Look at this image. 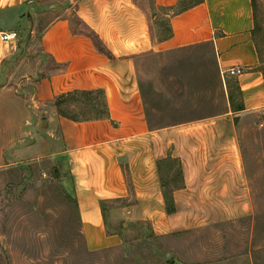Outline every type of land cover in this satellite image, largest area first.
I'll return each mask as SVG.
<instances>
[{
    "label": "crops",
    "instance_id": "crops-1",
    "mask_svg": "<svg viewBox=\"0 0 264 264\" xmlns=\"http://www.w3.org/2000/svg\"><path fill=\"white\" fill-rule=\"evenodd\" d=\"M152 2L157 9L184 2L188 9L159 18L139 0H0V114L9 130L14 120L8 118L16 111L7 90H14L10 85L22 49L18 42H4L1 33L33 34L48 7L62 6V15L40 35L35 69L20 79L25 104L20 114L33 118L32 132L43 125L62 136L58 154L70 169L82 233L92 252L125 246L116 231L119 222L124 229L134 221L148 225L155 237L169 238L252 219L256 212L234 117L264 110L257 7L253 0ZM158 19L170 24L171 38L159 39ZM85 28L112 57L98 51ZM203 45L212 48L220 75L232 67L244 70L242 76H221L225 85L228 81L229 111L204 122L152 128L138 74L142 59ZM93 91L104 92L108 119L78 123L60 116L59 97ZM230 94L244 111L232 107ZM232 263L254 264V257L246 253L221 264Z\"/></svg>",
    "mask_w": 264,
    "mask_h": 264
},
{
    "label": "rangeland",
    "instance_id": "rangeland-1",
    "mask_svg": "<svg viewBox=\"0 0 264 264\" xmlns=\"http://www.w3.org/2000/svg\"><path fill=\"white\" fill-rule=\"evenodd\" d=\"M139 1L154 16L167 13L152 0ZM256 5L264 58V0H256ZM61 8L48 7L50 13L40 17L33 34H19L22 52L16 61L21 67L14 70V90H7L16 111L8 118L14 120L12 130L0 114V264H221L246 253L253 255L254 264H264V110L234 117L254 191V218L169 238L155 237L148 225L134 221L124 229L119 222L116 231L124 237L123 248L89 250L71 172L58 154L62 136L43 125L32 132L28 122L33 118L20 114L25 107L19 97L20 79L35 69L40 35L62 15ZM156 25L158 37L164 38L168 25L160 19ZM138 74L152 128L204 122L229 111L228 81L225 85L208 45L146 56ZM63 108L84 116L81 104L69 102Z\"/></svg>",
    "mask_w": 264,
    "mask_h": 264
},
{
    "label": "trees",
    "instance_id": "trees-1",
    "mask_svg": "<svg viewBox=\"0 0 264 264\" xmlns=\"http://www.w3.org/2000/svg\"><path fill=\"white\" fill-rule=\"evenodd\" d=\"M198 1L201 2L202 0H198ZM253 2H254V5L257 6L256 0H253ZM187 9H188V5H186L184 2H182L175 9H162V10H165L167 12H171V13H173V15H177V14H180V13L186 11ZM77 24L79 26L82 23L80 21H78ZM166 25H168V29H167V35L165 36V38L169 39L173 35V30H172L169 23H166ZM84 33L92 39V41L94 42L98 51H100L102 54L107 55L108 57H112L110 52L106 49V47L104 46L102 41L98 38V36L94 32L85 28ZM159 39L162 40L163 38H159ZM260 54L262 57V63H264V58H263L261 50H260ZM96 95H97V97H95ZM236 95H237L236 99H238V100L242 99V94L240 92L238 94L236 93ZM99 97H102V102L98 101ZM69 102H75V103L81 104L83 106V108H81V109L84 112V116L69 114L63 108V106ZM230 103H231L232 107L234 109H236V111H244V105L243 104H239L236 107L234 106L233 96L231 94H230ZM55 106L57 107L60 116L66 118V119H69L71 121L78 122V123L86 122V121H92V120H102V119H108L109 118L108 104L106 101L105 94L102 91L69 93V94H66V95L59 97L55 102ZM85 113H88L91 117L86 118ZM167 199L169 201V197H167ZM102 205H104V204H102ZM168 212L169 213L174 212V208L171 207L170 205L168 207Z\"/></svg>",
    "mask_w": 264,
    "mask_h": 264
},
{
    "label": "built area",
    "instance_id": "built-area-1",
    "mask_svg": "<svg viewBox=\"0 0 264 264\" xmlns=\"http://www.w3.org/2000/svg\"><path fill=\"white\" fill-rule=\"evenodd\" d=\"M1 36L4 42H8L11 44H16L19 39V35L16 32L1 33ZM243 74H244V70L239 67H232L229 68L228 70L221 71V76L223 80L226 77H238V76H242Z\"/></svg>",
    "mask_w": 264,
    "mask_h": 264
}]
</instances>
